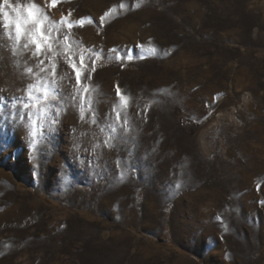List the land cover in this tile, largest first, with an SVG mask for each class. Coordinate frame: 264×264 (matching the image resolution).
I'll use <instances>...</instances> for the list:
<instances>
[{
	"label": "rangeland",
	"instance_id": "1",
	"mask_svg": "<svg viewBox=\"0 0 264 264\" xmlns=\"http://www.w3.org/2000/svg\"><path fill=\"white\" fill-rule=\"evenodd\" d=\"M10 3H35L76 62H95L98 122L69 100L33 142L12 101L36 61L0 14V264H264V0ZM62 17L92 23L68 33ZM117 86L128 125L107 147Z\"/></svg>",
	"mask_w": 264,
	"mask_h": 264
},
{
	"label": "snow or ice",
	"instance_id": "2",
	"mask_svg": "<svg viewBox=\"0 0 264 264\" xmlns=\"http://www.w3.org/2000/svg\"><path fill=\"white\" fill-rule=\"evenodd\" d=\"M57 2L58 0H52V7H55ZM9 10L15 15H10ZM0 14H2L3 18L2 27L8 29L9 39L16 45H19L22 39L26 40L27 42L23 44V48L31 52V57L36 61L35 67L38 70L36 73L33 72L32 67L26 69L29 76H34V82L27 83L21 90L22 94L14 97L12 101V107L17 108L16 117L18 121L24 122L25 116H27V121H30V135L33 137V142L37 135V121L39 120L41 128L47 122L48 130L55 131L59 123L58 118L64 108L68 106L69 100L78 103L81 120H84L85 111L87 110L92 113L91 123L97 124V115L92 107L91 100V93L95 90L90 83L92 73L96 70L95 62L93 61L92 66L89 68L83 53H79V62H76L74 57L78 53L70 46V35H64L63 40L68 42L64 44H61L56 37L52 36L51 32L45 28V21L49 17L43 14L38 15L35 3L13 5L10 0H3L2 4H0ZM70 16L71 13H69ZM85 20L88 23H92L90 18H81L74 22L67 17H62L59 23L61 26L66 25L67 31L70 33L74 27H83ZM101 20H103V17ZM60 30V28L56 29L58 34ZM54 48L67 49L62 54L74 74L75 81L73 95L70 97L63 96L59 90L60 85L56 75L55 56L61 53L55 52ZM49 53L53 55H49ZM118 59H123V57H118ZM127 59L131 60L132 57L129 56ZM85 73L87 74L85 75ZM116 97L120 103L112 109L115 114V124L106 122L105 126L100 127V131L105 133L106 137L103 144L107 147L113 146L112 141L116 139V125L120 123L122 118L123 126L128 125L127 108L130 98L122 93L119 86L116 88ZM107 119L110 121L111 117L109 116ZM99 146L96 145V147ZM117 166L120 167L119 162H117ZM123 175L121 173V179H123Z\"/></svg>",
	"mask_w": 264,
	"mask_h": 264
}]
</instances>
